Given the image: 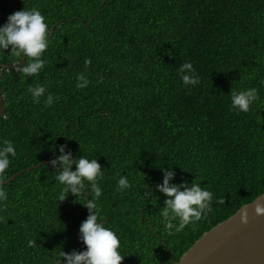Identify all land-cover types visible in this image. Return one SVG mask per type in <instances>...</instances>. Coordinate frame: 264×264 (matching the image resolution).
Wrapping results in <instances>:
<instances>
[{
  "label": "trees",
  "instance_id": "obj_1",
  "mask_svg": "<svg viewBox=\"0 0 264 264\" xmlns=\"http://www.w3.org/2000/svg\"><path fill=\"white\" fill-rule=\"evenodd\" d=\"M25 7L46 17L51 43L38 76L0 67V139L17 152L5 179L54 159V145L97 158L104 178L96 212L120 237L121 264H172L264 194V0H0V25ZM10 50L0 63H21L23 54ZM182 62L193 64L199 85L184 86ZM77 73L91 81L86 88H76ZM36 84L47 89L40 104L28 92ZM251 87L260 101L248 113L232 110L231 91ZM48 92L59 99L45 108ZM163 166L176 172L172 182L195 181L213 193L206 217L173 235L160 215L166 197L155 190ZM56 171L44 164L0 185L8 194L0 264H51L61 251L85 249V198L59 202ZM119 175L132 183L123 193Z\"/></svg>",
  "mask_w": 264,
  "mask_h": 264
},
{
  "label": "clouds",
  "instance_id": "obj_2",
  "mask_svg": "<svg viewBox=\"0 0 264 264\" xmlns=\"http://www.w3.org/2000/svg\"><path fill=\"white\" fill-rule=\"evenodd\" d=\"M50 43L46 17L37 8L25 7L23 10L15 11L8 15L5 23L0 25V52H8L11 46L12 55L19 57L23 54L31 58L23 65H14L15 71L23 77L38 76L45 68L47 61L42 57ZM89 65L90 61H85L86 69ZM178 75L185 87L197 86L201 82L191 62H182ZM75 79L77 89H84L91 83L84 73H77ZM28 92L31 94L32 102L40 104L47 89L42 84H36L29 86ZM58 99L59 97L54 99L53 94L48 92L43 105L45 108L51 107ZM259 101V91L255 87L231 91V108L237 113H248L252 105ZM258 119L261 124L264 123V117ZM66 149L67 145H54L53 154L58 151L59 155L51 160V165L58 169L55 180L62 186L58 196L59 202L64 201L69 194L77 198L83 196L84 204L90 214L79 227V240L85 245V249L82 251L74 249L71 252L61 251L51 264H121L124 256L121 251L120 237L113 228L106 226L107 223H102L105 220L101 219L96 212V202L102 195L100 187V181L104 178L102 166L97 158L89 159L83 155L73 157L72 152ZM16 155L14 142L10 139H0V185L4 183L11 160ZM73 165H75V170H73ZM161 170L163 180L162 183L155 185V190L166 197L164 206L160 208V215L168 235H173L206 217L211 211L213 193L195 181L191 183L172 182L176 177V172L171 166L167 168L163 166ZM85 181L88 182L87 185ZM89 187L90 191H87ZM131 187L132 183L128 175L118 176L116 191L123 193ZM152 196L151 188L144 192L146 200ZM7 200L8 194L0 187V207H6ZM255 212L257 215H264V206L257 203ZM36 244V240H29L27 246L35 247Z\"/></svg>",
  "mask_w": 264,
  "mask_h": 264
},
{
  "label": "water",
  "instance_id": "obj_3",
  "mask_svg": "<svg viewBox=\"0 0 264 264\" xmlns=\"http://www.w3.org/2000/svg\"><path fill=\"white\" fill-rule=\"evenodd\" d=\"M54 28L51 29L53 33ZM27 62L23 56L21 65ZM0 63V67L15 69L14 65ZM0 114H5V104L0 86ZM50 159L23 169L4 180L7 184L17 176L44 164L51 165ZM264 206V194L244 205L234 215L205 232L181 257L172 264H264V215H257L256 204ZM86 208V206H85ZM173 258V252L170 253Z\"/></svg>",
  "mask_w": 264,
  "mask_h": 264
}]
</instances>
